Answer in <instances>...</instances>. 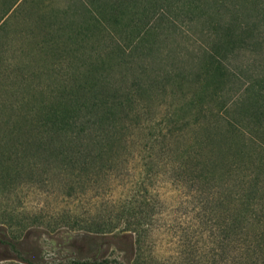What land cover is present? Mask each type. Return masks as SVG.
<instances>
[{
  "label": "trees",
  "instance_id": "obj_1",
  "mask_svg": "<svg viewBox=\"0 0 264 264\" xmlns=\"http://www.w3.org/2000/svg\"><path fill=\"white\" fill-rule=\"evenodd\" d=\"M18 1L1 4L0 39L9 34L11 11L24 2L33 6L23 5V11L45 5V0ZM163 8L202 19L218 43L214 52L204 54L209 69L203 70L208 77L202 83L205 101L184 105L136 136L150 121L144 116L147 101L165 83L181 86L186 77L143 70L130 85H121L110 67L115 62L134 65L130 62L145 40L148 51L154 50L150 38L165 35L170 25L159 20L151 26L148 18ZM251 13L259 20L250 21ZM79 14L92 19L75 28L68 17ZM24 18H30L28 13ZM123 18L129 23L121 24ZM260 20L264 0H72L62 11L38 13L31 20L40 35L33 56L46 52L49 68L60 65L65 51L74 57L72 66L87 63L84 40L96 32L114 31L123 44L115 39L109 52L113 61L102 58L94 70H25L5 56L8 49H0V185L15 192L51 168L71 182L67 197L79 179L120 177L130 157L138 161V171L131 194L94 213L19 217L18 210L8 211L0 202V264H264V79L247 82L249 100L235 107L230 118L225 100L211 104L220 97L217 85L227 77L230 57L259 45L264 36ZM61 45L74 47L68 53ZM45 75L51 81L46 86L39 81ZM186 129L194 135L182 144ZM155 182L179 189L197 220L194 228L176 235L180 248L168 261L155 243V215L161 210L160 200L151 195ZM61 225L67 228L60 230ZM204 231L211 245L200 244ZM47 239L55 243L50 248Z\"/></svg>",
  "mask_w": 264,
  "mask_h": 264
},
{
  "label": "rangeland",
  "instance_id": "obj_2",
  "mask_svg": "<svg viewBox=\"0 0 264 264\" xmlns=\"http://www.w3.org/2000/svg\"><path fill=\"white\" fill-rule=\"evenodd\" d=\"M6 1L13 2L15 0H0V8L1 4ZM71 1L45 0L43 8L36 9L31 7L23 11L21 10L23 5L24 7L33 6L29 2H24L13 12L11 11L9 34L0 39L2 41L0 42V49H8L5 52V56L11 60L13 65H23L25 70L31 71L94 70V65H100L102 58L113 61L109 55V52L112 50V43L117 39L120 44H123V40H121L122 38L119 34L114 31L108 32L107 29L102 32H96L92 38H85L84 41L87 46L85 57L87 63L84 65L73 64L72 66L70 60H73L74 57L67 54V51H65L66 54L56 69L49 68V65H47L46 52H39L38 56H33L34 51H36L34 48L36 47L37 40L40 39V35L37 26L32 24L31 20L38 13H47L50 10L52 12L62 11ZM209 6L210 11H215V5L210 4ZM24 12L30 16L27 20H30L31 24L24 18L26 14ZM226 16L223 15L224 18ZM142 18L140 16L136 17V21L139 22ZM68 19L74 22L75 28H78L79 25L86 24L92 18L79 14L68 17ZM249 19L250 21L259 20L258 14L256 16V14L251 13ZM105 20L107 21V19ZM126 20L124 18L121 19V24L125 25L129 23ZM159 20H163L164 23L170 25V30L165 35L150 38V41H153L155 44L154 50L148 51L150 42L149 40H145L138 56L133 58L132 62L127 61L134 65L128 67V64L125 68L119 66L118 62H115L111 67L109 66L110 70H113L116 81L118 80V83L121 85H130L131 82H134L136 75L143 72V70H149V73L152 70H156L160 74V77L167 70L170 73H183L186 77L185 80H182L181 86L168 82L165 83L160 94L147 101L148 104L144 116L150 118V121H144V129L139 134H136V136L145 135L152 126L157 124V120L172 114L174 111L179 113L181 111L180 108L186 107L184 105L200 104L199 102L205 101L202 98L205 94L202 83L205 79L208 80V77L207 75L205 77L203 70L209 69L206 66L204 54L208 51L214 52L218 43L217 35L213 34V31L206 29L202 19H190L189 14L186 15L184 11L163 8L153 12L148 18L151 26L157 25ZM260 22V26L264 25V20H260ZM21 31H25L26 35L24 37L20 34ZM262 37L258 41L259 45L256 46L255 50L240 52L230 57L227 77L224 78L222 83L217 85L220 97H216L211 104L212 107L213 105L216 107L222 99L225 100V103L230 107L229 113L225 114L227 118H230V115H234L233 111L235 112V107H239L249 100L247 98H249L248 94L251 92L250 90L246 91L247 82L264 79V36ZM64 41L67 42L65 38L59 42H63L62 45H64L66 43ZM62 45L61 47H64ZM69 46L65 47H67L68 53H71V48L74 46ZM126 49L128 60H130L128 54L131 51L128 48ZM39 81L45 84V86L48 81L51 82L47 75H45L43 80L39 79ZM178 81H180V76L177 77ZM34 82H37V80ZM213 86L211 84L209 86L210 89H213ZM245 96L248 97L245 98ZM191 108H194V105ZM183 112L185 113V111ZM187 116L192 115L187 114ZM200 120H205V118H200ZM136 131L134 130L132 133ZM181 134L180 142L182 144H189L194 132L186 129ZM132 144L134 145L135 143H131L130 149L134 148ZM137 163L138 161L135 157H130L129 161L124 163L126 167L119 171L120 177L118 178L108 175L107 180H100L99 182L79 179L77 184L73 182V187H76L75 191L67 197L65 192L69 190L68 185L71 183L69 179L59 174L58 170L49 168L46 171L47 168H45L44 171H40L35 181L29 187H22L13 192L12 189L4 188L0 185V189H3L1 190L0 202L8 211L14 208L18 210L19 217L39 212L44 215H52L55 212L66 210H73L80 215L87 212L94 213L99 206H106L114 199L124 198L131 194L132 188H134L131 180L137 177ZM151 195L153 199L158 197L161 202V210L155 215L156 248L158 253L168 261V258L176 255L178 248H180L176 247V235L182 233L187 227H190V229L195 227V223L197 222L195 211L192 203L188 201L184 194L169 184L162 186L160 182H155ZM60 228L62 230L67 227L63 225ZM74 230L72 229L71 231ZM54 244L52 241L50 242V239H47L45 245L50 248ZM200 244L211 245L207 231H204L200 237Z\"/></svg>",
  "mask_w": 264,
  "mask_h": 264
}]
</instances>
